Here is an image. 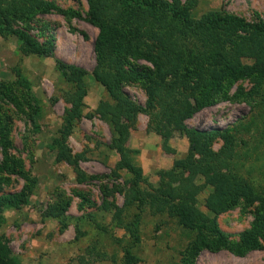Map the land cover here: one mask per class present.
<instances>
[{
	"label": "rangeland",
	"instance_id": "rangeland-1",
	"mask_svg": "<svg viewBox=\"0 0 264 264\" xmlns=\"http://www.w3.org/2000/svg\"><path fill=\"white\" fill-rule=\"evenodd\" d=\"M45 1L53 2L56 8L14 19L11 24L39 43L52 45L51 55L24 53L18 36L0 34V199L22 192L26 186L31 189L25 203L5 205L0 210L3 256L16 264H124L130 248L131 264H183L197 231L180 224L168 211L156 213L147 203L141 213L139 238L129 230L127 223L139 213L138 202L126 203V182L132 174L117 167L120 154L111 147L116 136L114 125L97 110L102 100L111 99L93 75L101 29L90 20L88 0ZM186 1L181 0L183 4ZM128 9L129 4L125 6ZM213 11L256 24L264 20V0H198L192 13L199 19ZM121 26L123 41L128 42L130 35L125 32L131 24L127 18ZM132 41L158 46L157 41L136 33ZM190 48L195 49V59L205 58L209 51L201 42ZM56 59L88 71L81 117L75 120L67 139L72 154L81 157L78 165L58 160L54 143L65 112L72 106L68 97L74 92V84L58 69ZM129 61L128 67L153 68L145 58L131 57ZM243 61L252 64L254 59ZM254 80L252 76L226 80L213 105L184 121L189 130L228 129L236 138L237 161L223 171L236 173L251 184L257 198L247 202L242 196L233 207L214 213L206 206L214 186L202 175L196 180L201 187L197 207L216 219L233 244L242 242L257 215L264 213V100L248 95ZM123 90L135 104L146 106L148 94L142 81L126 83ZM132 121L127 145L133 150V163L143 170L141 189L153 192L160 185V171L186 158L190 141L185 131L176 130L169 141L174 152H168L162 137L149 129L147 113L139 112ZM224 143L219 135L211 148L218 152ZM10 168L16 172H8ZM106 202L110 204L106 206ZM117 208L122 209L119 216ZM59 210L61 218L55 214ZM255 241L256 246L244 255L225 247L218 251L205 248L194 264H264V238Z\"/></svg>",
	"mask_w": 264,
	"mask_h": 264
},
{
	"label": "trees",
	"instance_id": "trees-1",
	"mask_svg": "<svg viewBox=\"0 0 264 264\" xmlns=\"http://www.w3.org/2000/svg\"><path fill=\"white\" fill-rule=\"evenodd\" d=\"M88 2L90 20L101 29L96 41L97 66L93 75L111 99L102 100L97 110L102 118L109 119L114 125L116 136L111 147L120 154L117 167L125 168L132 174L126 182L129 185L126 203L138 202L139 213L134 221L127 223L132 235L139 238L141 213L145 204L149 203L156 213L168 211L178 218L180 224L197 231L183 264H194L205 248L218 251L225 247L244 255L256 246L258 237L264 238V213L257 215L244 240L233 244L217 226L216 219L203 213L196 205V197L201 190L196 180L200 175L214 186V191L206 200V206L214 213L233 207L242 196L247 202L257 198L251 184L236 173L223 171L233 168L237 161L236 138L228 129L189 130L184 121L197 111L213 105L226 80L236 81L252 76L255 84L248 95L264 100V20L251 24L237 16L216 11L198 19L192 13L198 0H187L184 4L181 0H173V3L164 0ZM128 4L129 9L125 10ZM55 8L53 2L45 0H0V34L18 36L24 53L49 56L53 53L52 45L39 43L28 32L12 28L11 23L14 19L30 18L37 11L49 12ZM124 18L131 24L130 30L125 32L130 35L128 42L123 41L121 21ZM135 33L157 41L158 46L153 47L146 41L133 42ZM195 42L208 47L205 58L195 59V49L190 48ZM131 57L145 58L153 64V68L132 64L128 67ZM244 58L254 61L252 64L245 63ZM56 64L67 80L74 84V92L68 97L72 106L65 112L60 135L54 143L58 147V160L78 165L81 157L72 154L67 139L75 120L81 117L80 110L88 92L85 83L88 71L61 59H56ZM256 73L258 75L253 76ZM137 81H142L146 87V106L135 104L123 90L126 83ZM139 112L149 115L148 127L162 137V146L166 151L174 152L169 141L176 130L185 131L190 141L186 158L177 159L171 169L160 171V185L153 192L141 189L143 170L133 163V150L127 145L131 121ZM219 135L225 143L220 151L215 152L211 147L214 138ZM8 172H16V169L10 168ZM77 172L81 174L80 169ZM30 191L26 186L22 192L0 199V210L5 205L19 207L27 201ZM121 213L122 209L117 208L116 215ZM55 214L60 218L63 216L60 210ZM1 245L0 264H16L3 256L5 248ZM132 262L133 255L128 248L124 264Z\"/></svg>",
	"mask_w": 264,
	"mask_h": 264
}]
</instances>
